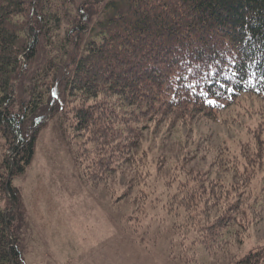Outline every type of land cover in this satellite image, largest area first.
Returning <instances> with one entry per match:
<instances>
[{"label":"trees","instance_id":"obj_1","mask_svg":"<svg viewBox=\"0 0 264 264\" xmlns=\"http://www.w3.org/2000/svg\"><path fill=\"white\" fill-rule=\"evenodd\" d=\"M250 96L264 99V0H0V264H26L13 179L52 116L80 139L87 183L113 185L115 203L142 201L135 219L150 220L131 230L146 250L151 226L165 232L168 264L240 246L264 220V137L205 170L166 169L143 141L218 121ZM257 243L229 264H264Z\"/></svg>","mask_w":264,"mask_h":264},{"label":"rangeland","instance_id":"obj_2","mask_svg":"<svg viewBox=\"0 0 264 264\" xmlns=\"http://www.w3.org/2000/svg\"><path fill=\"white\" fill-rule=\"evenodd\" d=\"M97 10L94 8V22L99 16ZM69 16L74 17L70 12ZM59 127L57 117L48 118L37 136L30 164L13 179L22 197L14 230L25 263L168 264L161 252L165 239L156 237L160 230L165 235L163 229L152 226L148 229L154 237L151 243L157 245L155 253L146 250L142 245L144 239L131 230L140 224L147 225L150 220L143 215L135 219V210L142 201L130 205L124 198L115 203L119 193L113 185L87 183L77 159L82 147L80 139L71 138L70 133L63 134ZM257 136L264 137V99L250 96L241 99L218 121L198 118L190 127H183L170 137L150 133L143 141V149L150 150L149 161L163 156L159 164L166 169L180 164L184 170L188 165L205 170L225 149L240 155ZM5 143L0 134V160ZM197 164L200 168H195ZM127 191H134L132 184ZM6 206L8 198L0 197V208ZM258 241L264 242V220L240 246L233 244L204 254L203 264H229Z\"/></svg>","mask_w":264,"mask_h":264}]
</instances>
